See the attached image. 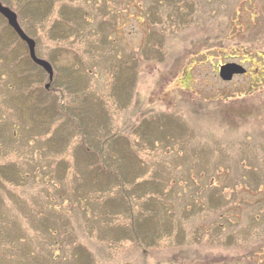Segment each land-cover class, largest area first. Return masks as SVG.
I'll use <instances>...</instances> for the list:
<instances>
[{"label": "rangeland", "instance_id": "374dc122", "mask_svg": "<svg viewBox=\"0 0 264 264\" xmlns=\"http://www.w3.org/2000/svg\"><path fill=\"white\" fill-rule=\"evenodd\" d=\"M0 1V264H264V0Z\"/></svg>", "mask_w": 264, "mask_h": 264}, {"label": "water", "instance_id": "95a60500", "mask_svg": "<svg viewBox=\"0 0 264 264\" xmlns=\"http://www.w3.org/2000/svg\"><path fill=\"white\" fill-rule=\"evenodd\" d=\"M0 14L5 18L7 24L14 30L19 38L26 43L30 59L47 73L48 83L45 85V88L47 89L50 85V82L53 80V69L51 64L48 61L36 56L35 41L30 38L21 28L17 19V14L9 7L4 6L1 1ZM245 72L246 70L242 65L236 63H227L219 66L218 74L223 81H230L234 75H242Z\"/></svg>", "mask_w": 264, "mask_h": 264}, {"label": "trees", "instance_id": "16d2710c", "mask_svg": "<svg viewBox=\"0 0 264 264\" xmlns=\"http://www.w3.org/2000/svg\"><path fill=\"white\" fill-rule=\"evenodd\" d=\"M117 58H120V57H118V56H116ZM115 72H116V70L119 68V66L118 65H116V66H114V65H112V67H111ZM85 136V135H84ZM85 140V139H84ZM110 141V140H109ZM101 143V144H100ZM100 145L102 146V147H100V148H104L105 146H106V144L108 143V141L106 142V141H104L103 142V144H102V142H101V140H100ZM0 175L1 176H3L4 177V173L0 170ZM208 193H209V191H208ZM216 207V206H215ZM212 210H213V212L214 211H216L217 212V210H218V208L216 207V208H212ZM215 212V213H216Z\"/></svg>", "mask_w": 264, "mask_h": 264}]
</instances>
